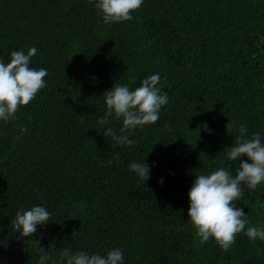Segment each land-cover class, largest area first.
Listing matches in <instances>:
<instances>
[{
    "label": "trees",
    "instance_id": "1",
    "mask_svg": "<svg viewBox=\"0 0 264 264\" xmlns=\"http://www.w3.org/2000/svg\"><path fill=\"white\" fill-rule=\"evenodd\" d=\"M132 17L104 24L94 0H0V59L35 47L30 66L48 70L0 122V264H36L34 241L11 224L34 204L51 213L33 234L46 264L63 248L113 247L124 264H264V242L240 232L224 251L201 243L187 217L196 174L239 166L225 155L238 135L228 126L264 139V0H143ZM153 73L169 102L156 123L130 130L133 144L117 145L102 131L121 122L97 123L103 92ZM143 159L145 183L128 167ZM242 188L235 203L264 226V184Z\"/></svg>",
    "mask_w": 264,
    "mask_h": 264
},
{
    "label": "clouds",
    "instance_id": "2",
    "mask_svg": "<svg viewBox=\"0 0 264 264\" xmlns=\"http://www.w3.org/2000/svg\"><path fill=\"white\" fill-rule=\"evenodd\" d=\"M142 3L143 0H94V7L104 24H112L131 20L132 11L139 9ZM36 53L35 47H28L11 51L7 62L0 59V122L15 119L17 109L28 104L45 87L44 77L48 70L30 66V60ZM160 81L161 75L153 73L135 88L126 83H115L105 90V111L104 115L97 117V123L106 125L111 118L119 120L121 126L118 133L106 127L103 135L110 136L117 145H131L134 141L130 138V130L156 123L161 108L169 102ZM228 127L238 132L235 142L225 153L229 161H238L234 174L225 167L196 174L187 191V217L196 237L201 243L212 238L224 251L231 247L240 232H244L249 240L264 242V226H249L246 213L235 203L244 194L242 186L255 190L264 184V139L260 131L249 135L246 124ZM19 131L24 133L27 129L21 126ZM128 167L144 183L149 178L151 166L144 159L142 162L131 161ZM158 182L163 183V178ZM50 217V211L43 204H34L27 208L18 207L11 222L20 236L31 237L34 241L38 253L36 264H46L51 260L40 239H33L38 228H46ZM57 264H124V255L119 247H113L103 255L63 248L58 254Z\"/></svg>",
    "mask_w": 264,
    "mask_h": 264
}]
</instances>
